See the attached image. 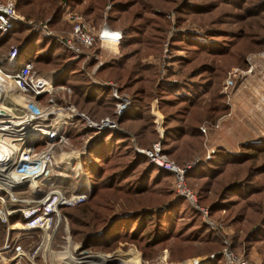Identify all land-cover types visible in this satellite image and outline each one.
Returning a JSON list of instances; mask_svg holds the SVG:
<instances>
[{
    "label": "rangeland",
    "instance_id": "rangeland-1",
    "mask_svg": "<svg viewBox=\"0 0 264 264\" xmlns=\"http://www.w3.org/2000/svg\"><path fill=\"white\" fill-rule=\"evenodd\" d=\"M11 1L16 11L26 18L34 22L48 20L50 29L62 33L70 30L65 13L71 11L83 15L93 0ZM114 2L126 3V9L110 12ZM92 5L94 10L90 16L84 17L96 28L104 21L108 23L107 20H112L111 27L116 30L122 31L127 23L143 29L138 36L141 37L140 42L135 43L133 40L134 43L125 49L139 50L138 56L132 58L134 60L126 62V67H130L136 59H142L143 63H150L156 68L151 71L139 69L130 74V78H127L128 87L122 89L126 77L114 80L109 74L110 70L99 73L97 70L106 63L119 60L124 50L120 52L119 45L109 50L95 43L91 49L86 50L87 55L73 56V60L78 62L77 68L83 73L79 69L73 70L76 72L71 75L67 73L64 85L69 86L71 92L68 94L65 90H59L58 96L54 98L56 103L62 102L60 97L64 96L93 120L106 116L116 119L114 107L112 109L110 104L97 105L96 100H93L87 103L86 109H82L75 103L76 99L89 100L83 97V90L88 89L84 80L86 71L99 62L95 69L97 80L115 82L120 92L127 94L130 99L129 107L117 117V129L109 130H130L132 143L140 148L149 147L161 137L162 147L165 116L174 115L177 110H181L185 104L181 96H191L198 89L202 91L206 84L209 91L197 98L201 105L189 109L182 122L187 128L186 131L191 130V125L198 128L166 144L174 150L173 155L168 156L163 149L162 152L170 161L186 169V185L195 194L199 207L207 209V216L203 217V212L186 198L194 211L188 207L181 210L171 208L169 211H172L169 212V202L182 196L174 191L172 175L169 177L162 173L157 177V172H152V167L147 162L135 169L131 180L119 184L116 178L109 179L110 173L119 169L116 167L117 163L124 164L130 159L123 147L120 150L122 156L116 158L113 155L105 163L98 162L103 173L100 178H95L90 171L92 156L89 148L95 146V137L99 132L86 127L80 119H74L65 130L66 135H69L66 143L54 146L53 174L38 179L37 188L25 184L13 190L10 197L14 201L8 194H3L6 208L2 213L9 210L11 212L0 216V264H73L72 261L99 255L107 256L110 264H126L130 254L138 257L140 264H191L196 259H202L201 264H208L214 258L207 257L222 249L224 239L237 255L251 260L254 264H264V242L255 236L259 234L256 230L264 220V190L261 194H251V190L255 191L259 185L261 188L264 186V173L256 174L264 169L259 168L264 163V153L256 154L255 157L243 153L254 151L249 147L264 143V0H105L101 10ZM177 9H181V12H177ZM97 14L102 15V18L92 21ZM108 15H112L111 20ZM137 16L141 18H136ZM18 27H22V32L14 34ZM30 31L45 37L39 30L35 31L28 25L17 23L7 33H10V37L0 49V58L4 56L8 45L17 44L15 39ZM193 33L205 35L204 39L208 43L205 46H195L194 37L191 35ZM45 39L60 44L55 39ZM46 41L36 48L45 51ZM260 41L263 42V47L257 49L256 44ZM222 49L227 53L216 54ZM59 51L62 48L56 50L57 53ZM0 66L9 70L1 59ZM57 66L59 65L54 60L48 64L39 61L35 69L40 73L49 71L56 79L64 72L63 67ZM234 67L243 71L251 68V72L235 77L233 85L225 95L222 88L229 71ZM169 85L178 90L171 88L166 92L164 89L169 88ZM140 86L146 88L150 97L147 96L143 101L144 104L147 103L148 109L142 107L138 111L131 109V95ZM106 88L110 90V86ZM79 92L81 98H76V93ZM160 99L164 102L161 103L162 108L158 103ZM45 100L46 97H42L41 103L44 104ZM210 103L217 105L212 115L211 109L206 108ZM139 112L142 118H139ZM148 113L155 118L158 135L151 133ZM124 115L127 120L119 122ZM168 120L171 122L168 121L166 125L176 124L171 116ZM144 123V128L139 130L138 126ZM118 137L116 135L106 143L107 147L111 144L114 149ZM139 142L144 145L138 146ZM117 147L121 149L120 145ZM145 166L148 167L147 175L142 172ZM144 181L150 191L141 195L133 194L132 187L142 185ZM107 183H111L112 187H107ZM233 183L243 185L240 190H236L233 189ZM252 184L256 187H251ZM116 185H122L123 189L116 190ZM51 191L61 193L69 199V196L72 198L74 195L83 194L85 200L74 205L60 204L48 212H45V206L41 207L39 215L48 216L46 226L37 225L41 220L39 215L25 218L23 214L35 207L37 201L46 199ZM87 202L89 204L85 205ZM256 202L263 204L260 212H255L254 207L249 204ZM178 204L179 202L175 205L180 207ZM212 204L218 206L211 212L209 208ZM145 209L154 212L161 210L160 218L170 221L169 227L165 224L162 230H159L160 226L156 228V218L143 211ZM140 210V214L134 213ZM112 219L114 221L109 228ZM202 221L210 228L208 222L219 227L220 234H215L221 247H214L216 251L209 253L208 249L212 245L204 246L202 242H192V247L189 246L191 251H179V247L187 245L188 242H179L174 236L158 244L147 243L149 236H157L166 228L172 235H185ZM132 227L134 228L130 231Z\"/></svg>",
    "mask_w": 264,
    "mask_h": 264
},
{
    "label": "built area",
    "instance_id": "built-area-1",
    "mask_svg": "<svg viewBox=\"0 0 264 264\" xmlns=\"http://www.w3.org/2000/svg\"><path fill=\"white\" fill-rule=\"evenodd\" d=\"M65 20L70 30L56 33L50 29L48 20L34 22L17 12L11 0H0V37L6 35L17 23L28 25L35 31L39 30L45 37L58 41L74 57L87 55L86 50L91 49L95 43L108 48L118 45L122 39L121 30L110 27V30L106 31L102 25L96 28L80 13L67 11ZM18 55L19 45L11 44L4 56L0 58L9 69L6 70L0 66V136L4 140L3 145L0 146V216H6L11 212L9 210L2 213V210L6 208L3 194L6 193L10 197L13 190L25 184L37 188L38 179L47 178L53 174L54 146L66 143L68 136L65 130L70 121L80 119L86 127L96 132L117 129V117L130 105L128 95L120 92L115 82L97 80L95 69L100 64L98 62L91 70L86 71V75L94 84L102 87L110 86L111 95L115 99L114 117L116 119L106 116L100 120H93L86 113L79 111L64 96L60 97L62 102L56 103L54 98L58 96L59 90H65L70 94L71 88L65 85H55L54 76H51V79L45 78L35 69L34 61H20ZM248 72H251V68L244 71L237 67L232 68L224 82L222 92L227 95V90L233 85L235 77ZM16 95L18 98L15 97ZM42 97H46L44 104L41 103ZM63 109L65 110L62 111ZM135 148L138 153L145 155L157 167L170 172L176 194L186 198L201 210L203 217L207 216V209L199 207L195 194L186 185L184 176L186 169L170 161L162 152L161 137L152 142L149 147L135 146ZM7 184H9L8 188L4 187ZM64 197L63 194H56L55 191L49 202L41 199L42 202L37 201L35 207H31L30 211L23 215L25 218H32L39 215L41 207L45 206V212H48L60 204L74 205L85 200L84 196L73 202H64ZM11 200L14 201V199ZM208 223L216 233L220 234L217 225L213 222ZM223 241L222 249L211 253L207 259H213L220 254L223 264H254L251 260L237 255L227 240ZM202 262V259H196L191 264Z\"/></svg>",
    "mask_w": 264,
    "mask_h": 264
},
{
    "label": "trees",
    "instance_id": "trees-1",
    "mask_svg": "<svg viewBox=\"0 0 264 264\" xmlns=\"http://www.w3.org/2000/svg\"><path fill=\"white\" fill-rule=\"evenodd\" d=\"M104 1L105 0H93V1H91L89 3V7H87L85 9V11L83 12V15L86 17L90 16L91 11L94 10L92 4L96 5V8L101 10V7H102V4L104 3ZM111 6L112 7L110 8L111 9L110 12H119L121 10L124 11L126 9V8H124L126 6V3H122V2H114L113 4H111ZM180 10L181 9H177V12H181ZM111 16L112 15H110V17H109V15H108L110 20L112 18ZM101 18H102V15L97 14L93 17V19L92 18L91 19H92V21H96L97 19H101ZM136 18H141V16H139V17L137 16ZM107 21H108L109 26L111 27L112 26L111 22H113V21L112 20L111 21L107 20ZM21 28L22 27H18V31L14 32V34L22 32ZM122 29H123L122 30V32H123L122 39L120 40L118 47L120 49V52H122L123 50L124 51L122 52L120 59L115 61V62H112V63L109 62V63L104 64L103 66L98 68L97 73L103 72L105 70H110L109 74H110V76H113L111 78H113L114 80H121L122 78L126 77V81L124 82L125 86L122 88V89H125L126 87H128L127 78L130 76V74L131 75L134 74V72L138 71L139 69H141V71H151L155 66L151 65L150 63H143L142 59H139V61L136 59L135 61H133L132 65L130 67H126V62L129 61L130 59L134 58V57H137L139 54V50H138V48H134L130 51H125V49L134 43L133 40L135 41V43L140 42L141 37H138V36H140L142 34L143 29L141 28V26H133L132 23H129V24L127 23V25H124ZM13 30H15V29H13ZM190 33H192V32H190ZM9 35H10V33L0 37V49L9 39V37H10ZM191 35H193V37H194L193 42L195 43V46H197V47L205 46V44L208 43L207 40L204 39L205 35H203V34L193 33ZM15 40L18 42L17 44L19 45L18 58L20 61L32 60V61H34L35 65H36V63L39 61L40 62L44 61V63L48 64L51 62V60H54V62H56L59 65L57 67H63L64 72H61V74L54 80L55 85H64L66 77L68 75H71L74 72H76L77 69H79V72L81 74L83 73V71H80L79 67L77 68L78 62L73 60V54L71 52L66 50L61 44L55 43V41H46L45 37L40 36L39 33H35L34 31H30L28 34H25L23 37H18ZM44 40L46 41L45 51H39L36 48V46L39 44H43ZM209 41H210V39H209ZM210 42H213V41H210ZM9 46L10 45H8L6 52L9 48ZM256 47H257V49L263 47V42H261V41L258 42L256 44ZM58 48H62V51H59V53L56 52V50ZM226 53L227 52L224 49H222L221 51H218L216 54H226ZM132 60H134V59H132ZM73 70H76V71H73ZM71 71H73V72H71ZM67 73H68V75H67ZM83 76H84V74L82 75V77ZM85 78L86 79H84V80L86 81V84H87L86 86L88 87V89L83 90L84 91L83 97L85 99L88 98L89 100H79V99L77 100L76 99L75 103L78 106H80V108L86 109L87 108L86 106H88L87 103H90L91 101L96 100L97 105H101V104L106 103L105 105L110 104V107H112V109H113L115 99L112 97L110 90L107 89L106 87H100V86L93 85L92 83H90V80L88 79L87 76ZM82 83H83V81H82ZM74 86L76 87L77 85H74ZM171 88L178 90V88L171 87V85H169V88H165L164 90H166V92H168V90H171ZM204 88H203L204 91L202 90L203 92L198 89L197 92L192 93L194 96L193 95L181 96L183 98V102H185L183 107H181V110L180 109L177 110L176 114H174V115L165 116V119H164V137H163V141H162V149H163V152L166 153L168 156H171L174 154V150L172 149V147L166 145V144H169V141H176L181 136L184 137L185 135H187V133L190 134L191 130H195L198 128V127H196V125H191V127H190L191 130L186 131L187 128L185 127V125L182 124V122L185 119L186 113L189 109L193 108L196 105H201V103L198 102V99L205 92L209 91V88H208V86H206V84H205ZM147 96L150 97V94L147 93V90L144 86L137 87L131 95V98H132L131 109L138 110V111H140L142 109V107H144V109H148V106H146L147 103L144 104V102H143ZM76 98H81V92L76 93ZM215 98L217 99L218 96L216 95ZM80 101H81V103H80ZM158 103H160V108H162L163 104H161V103H164L163 100L160 99L158 101ZM216 106L217 105L210 103L209 106L206 107L207 109H211L210 115H212L214 113L213 109H215ZM223 111H225V109H223ZM148 115H149V118L151 121V127H152L151 133L158 135L157 129H156L157 125L155 122V118L152 117L149 113H148ZM138 116H140L139 118H142L141 112L138 113ZM170 116H171L172 120H174L176 122L175 125H172V126L166 125V123H168V121H170V120H168V118H170ZM125 120H127V117H125V115H124L119 120V122H123ZM145 122H146V119H145ZM143 126H145V123L138 126L139 130L141 128H144ZM87 130L90 131V129H87ZM68 134H70V133L68 132ZM76 134H79V133H76ZM131 134L132 133L130 132V130L129 131L126 130L124 132H118V131L105 129V130H102L101 132H99V134L95 137V142H94L95 146L89 148L90 149L89 152L91 153V156H92V157H90V158H92V161H91L92 166L90 167V171H91L92 175H94L95 178H100L102 176L101 174L103 173V169H102V167H98V162L101 161V162L105 163V161H108L110 159V157L113 155L116 156V158H118V156H122L123 153L120 150H122V147H123V149L128 152V156L130 157V159L128 161H126L124 164L117 163L116 167H119V169H117V170L114 169L110 173L109 179L116 178L118 180L119 184H121V182H123V181L131 180L130 178H131V176H134L133 172L135 171V169L140 164L146 163V162L152 167V172H155V173L157 172V177L160 176V174H162V173L163 174L165 173L166 176L171 177L172 174L170 172L163 170V169H160L155 164H153L149 160V158H147L145 155H143L141 153H138L135 150V145L132 143V135ZM134 134L137 135L135 132H134ZM191 134L195 135V133H191ZM116 135H118L119 137L116 138V141L114 143L115 148L114 149L111 148V144H109L107 147L106 143H108ZM118 145H120L121 149H119V147H117ZM143 145L144 144L141 142L138 143V146H143ZM263 146H264V143L261 142V144H259V145H254V147H249L250 149H252L254 151H250V152L249 151H246V152L243 151V153L246 155L249 154L251 157H255L256 154H260V153L263 154L264 153ZM259 148H261V149H259ZM147 168L148 167L145 166L142 170L144 175H147V173H148ZM259 168H264V163H263V165L259 166ZM257 173L258 174L264 173V169H260L258 172H256V174ZM99 174H100V176L98 177ZM251 176H252V174H251ZM151 178H153V176ZM137 183H135V184H137ZM232 185H233V189L240 190V187H242L243 184L233 183ZM106 186L112 187L111 183H110V185H108V183H107ZM251 187H256V185L252 184ZM260 188H261V185H259V187L255 191L251 190V194L252 195L253 194H261L262 191L264 190V186L261 189ZM115 189L116 190H122L123 186L122 185H116ZM129 190H130V188H129ZM131 191H133L132 192L133 194L141 195V194H144V193L150 191V188L147 185V183H145V181H144V183L142 185L133 186ZM152 192H156V190H152ZM177 202H179L178 206H180V207H177V205H175ZM187 202L188 201L185 198L176 197L171 202H169V204L167 205L168 211L171 208H172V210H175L176 208L178 210H181V208H184V209H187L188 207L190 208V205L188 204L189 202L188 203ZM87 204H89V202L85 203V205H87ZM90 204L92 205L93 201L90 202ZM184 204H186V205L184 206ZM249 204H251L254 207L255 212L256 211L260 212V210L263 207L262 206L263 204H261L259 202L249 203ZM215 206L217 207L218 205L212 204V206H210L209 209L211 210V212L213 211V208H215ZM190 209H191V211H194V209H192V208H190ZM143 211H146L147 214H149L150 216H154L156 218L155 227L157 228L160 226L159 230H162L163 227L165 226V224H167V227H169L168 224L170 221H168L167 219H161L160 218L161 210L154 212V211L145 209ZM171 211H169V212H171ZM140 212H142V210L134 211V213H139V214H140ZM131 214H133V212ZM113 221H114V219H112L111 223L108 225L109 228H110L111 224L113 223ZM197 224H196L195 229L193 231H191L185 235H182L181 233H175L172 235L169 232V230L166 228L161 233H159L157 236H154V235L149 236L147 243L149 245L150 244L151 245L158 244V243L166 241L169 238H171L172 236H174L179 242H188L187 245L179 247V251L180 250L191 251L192 246L190 244L192 242H195V243H201L202 242L203 244H205L204 246H211L212 245V248L208 249L209 253L216 251V249L214 247H216V246L221 247V243L219 242V238L215 234V231L213 229H211L209 226H207V224H205L203 221L200 223H197ZM133 228L134 227H132V229L130 231H132ZM256 232L259 233L258 235H255L259 238L258 240H261L262 242H264V220L261 221V225L256 230ZM133 234L135 235L136 233H133ZM134 240H136V239H134ZM254 240H256V239H254ZM189 246H191V247H189ZM190 254H191V252H190ZM136 258L138 259V257H136ZM138 264H140L139 259H138ZM208 264H223L222 256L220 254L216 255L213 260L209 261Z\"/></svg>",
    "mask_w": 264,
    "mask_h": 264
},
{
    "label": "bare ground",
    "instance_id": "bare-ground-1",
    "mask_svg": "<svg viewBox=\"0 0 264 264\" xmlns=\"http://www.w3.org/2000/svg\"><path fill=\"white\" fill-rule=\"evenodd\" d=\"M15 97L18 98L17 95ZM3 143H4V140L0 136V146L3 145ZM8 186H9V184H7L4 187L8 188ZM54 193L55 192L51 191V193L47 194L48 195L47 198H49V197L50 198L49 199L46 198L45 200H47V202H49L51 200V198H52V196H53ZM69 197H70V199L65 196L64 197L65 199L63 201L64 202H69V201L73 202V201H76L79 198H84V195L83 194H82V196H80V195H74L72 198H71V196H69ZM39 201L42 202L41 200H39ZM53 204H55V203H53ZM47 220H48V216L42 215L41 216V220H40V222L37 225L38 226H46V221ZM68 256L70 257V255H68ZM88 258H90V259H85V260H80V261L79 260H76V261H72V263L73 264H110V262L108 260L109 258L107 256H104V255H101V256L99 255L97 257H92V258L91 257H88ZM137 263H138V259L133 254H130V257H128L126 259V264H137Z\"/></svg>",
    "mask_w": 264,
    "mask_h": 264
},
{
    "label": "crops",
    "instance_id": "crops-1",
    "mask_svg": "<svg viewBox=\"0 0 264 264\" xmlns=\"http://www.w3.org/2000/svg\"><path fill=\"white\" fill-rule=\"evenodd\" d=\"M117 46V45H116ZM116 46H110V47H108L107 49H115L116 48ZM45 73H40L42 76H44L45 78H50L51 79V75H50V73H49V71L47 72V71H44ZM47 73H49L48 75H47Z\"/></svg>",
    "mask_w": 264,
    "mask_h": 264
},
{
    "label": "water",
    "instance_id": "water-1",
    "mask_svg": "<svg viewBox=\"0 0 264 264\" xmlns=\"http://www.w3.org/2000/svg\"><path fill=\"white\" fill-rule=\"evenodd\" d=\"M102 27H103V29L106 30V31H109V30H110V26L108 25V23H107L106 21H104V22L102 23ZM1 114H2V113H1Z\"/></svg>",
    "mask_w": 264,
    "mask_h": 264
}]
</instances>
